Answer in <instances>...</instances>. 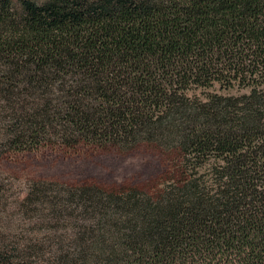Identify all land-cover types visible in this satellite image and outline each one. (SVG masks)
<instances>
[{
	"label": "trees",
	"instance_id": "obj_1",
	"mask_svg": "<svg viewBox=\"0 0 264 264\" xmlns=\"http://www.w3.org/2000/svg\"><path fill=\"white\" fill-rule=\"evenodd\" d=\"M0 141L180 162L0 188V264H264V0H0Z\"/></svg>",
	"mask_w": 264,
	"mask_h": 264
},
{
	"label": "rangeland",
	"instance_id": "obj_2",
	"mask_svg": "<svg viewBox=\"0 0 264 264\" xmlns=\"http://www.w3.org/2000/svg\"><path fill=\"white\" fill-rule=\"evenodd\" d=\"M242 92L245 91L239 94ZM231 94H238V90L233 89ZM5 150L0 141V188L9 204L21 198L35 181L94 183L104 188L154 191L153 187L162 188L169 178H174L180 167L174 150L148 144L130 152L90 146L41 147L24 152Z\"/></svg>",
	"mask_w": 264,
	"mask_h": 264
}]
</instances>
